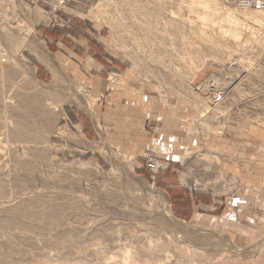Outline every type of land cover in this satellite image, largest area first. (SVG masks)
<instances>
[{"label": "rangeland", "instance_id": "rangeland-1", "mask_svg": "<svg viewBox=\"0 0 264 264\" xmlns=\"http://www.w3.org/2000/svg\"><path fill=\"white\" fill-rule=\"evenodd\" d=\"M0 264H264V4L0 0Z\"/></svg>", "mask_w": 264, "mask_h": 264}, {"label": "crops", "instance_id": "crops-1", "mask_svg": "<svg viewBox=\"0 0 264 264\" xmlns=\"http://www.w3.org/2000/svg\"><path fill=\"white\" fill-rule=\"evenodd\" d=\"M65 67L70 68L72 72H74L73 76L75 80L80 79V82L78 83L83 84L81 80H87V74L85 70L86 67L82 66L80 61L71 60V63L65 62ZM94 77V83L98 86V89L96 90H98L99 94H101V96L95 102V113L97 115H99L100 113V115L102 116V122H106L112 128V132H115L116 135L112 134L113 141L117 143L120 142L121 145L118 148L121 147L126 151L125 153H131L135 150H142L145 144V141H143L144 137L139 135L136 136L135 133L137 130L135 129L134 124H137L138 122L141 123L144 115L146 116L147 112L149 111H146V109L144 110V108L146 107L140 105V103H138L136 100L134 101L127 99L117 101L114 98L116 94H110V83H104L103 79H101V77L99 76ZM91 80L92 79H90V81ZM104 91H106V94H103ZM135 136L138 138H136ZM135 140H137V144H135ZM129 141H133L135 146L137 147H127L126 144Z\"/></svg>", "mask_w": 264, "mask_h": 264}, {"label": "built area", "instance_id": "built-area-1", "mask_svg": "<svg viewBox=\"0 0 264 264\" xmlns=\"http://www.w3.org/2000/svg\"><path fill=\"white\" fill-rule=\"evenodd\" d=\"M241 7L250 8L257 5H263L264 0H238ZM147 166L152 171H157L161 166V159L159 157H150L147 160Z\"/></svg>", "mask_w": 264, "mask_h": 264}, {"label": "bare ground", "instance_id": "bare-ground-1", "mask_svg": "<svg viewBox=\"0 0 264 264\" xmlns=\"http://www.w3.org/2000/svg\"><path fill=\"white\" fill-rule=\"evenodd\" d=\"M229 13V12H228ZM257 14V13H256ZM228 18L230 19L231 22L236 21L237 23H239V21H237L234 17H232L231 15L228 16ZM231 28V27H230ZM228 30V29H227ZM230 32V31H229ZM231 33V32H230ZM224 34V33H223ZM228 34V33H227ZM226 35V34H224ZM222 61V60H221ZM230 66V65H229ZM242 70V69H241ZM228 71V70H227ZM236 71V70H235ZM232 73V72H231ZM217 77V76H216ZM225 81V80H224ZM220 85V84H219Z\"/></svg>", "mask_w": 264, "mask_h": 264}]
</instances>
